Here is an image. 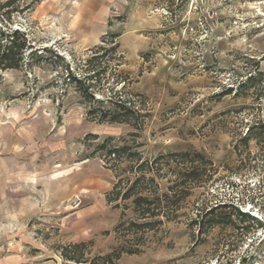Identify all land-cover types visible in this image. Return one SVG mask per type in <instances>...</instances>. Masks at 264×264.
<instances>
[{"label": "rangeland", "instance_id": "obj_1", "mask_svg": "<svg viewBox=\"0 0 264 264\" xmlns=\"http://www.w3.org/2000/svg\"><path fill=\"white\" fill-rule=\"evenodd\" d=\"M38 1L18 2L32 10L13 14L12 28L82 70L95 48L115 43L99 61L97 98L106 108L115 94L128 102L136 129L91 119L56 63L0 73V264H75L59 255L75 243L87 264H107L121 212L106 202L115 179L90 157L99 142L84 144L88 134L142 144L145 157L192 148L219 179L195 189L142 253L113 264H264V142H238L264 126V0ZM256 73L262 84L224 94ZM218 202L261 228L200 236L190 222Z\"/></svg>", "mask_w": 264, "mask_h": 264}, {"label": "trees", "instance_id": "obj_2", "mask_svg": "<svg viewBox=\"0 0 264 264\" xmlns=\"http://www.w3.org/2000/svg\"><path fill=\"white\" fill-rule=\"evenodd\" d=\"M22 1L0 2V73L30 72L33 67L56 63L61 69L55 67L54 71L59 69L65 77L64 81L72 85L89 105L87 115L91 119L98 123L128 124L136 129L131 123L135 111L128 102L115 97V94L108 99L110 107L106 108L102 106L104 100L97 98L100 92L94 82L103 72L99 61L106 53L114 54L117 45L111 42L109 49L102 46L95 48L84 70L71 67L57 51L33 47L25 32L12 28L10 20L13 14L32 10L31 3L17 6ZM260 78L261 73L249 74L244 81L228 88L224 94L236 95L254 89L256 85L262 84ZM129 136L136 137V133ZM263 136L264 126L257 123L248 127L238 142L247 147L250 141L264 142ZM89 140L99 142L91 143L94 145L90 157L100 159L115 179L112 188L106 193V202L121 212L119 223L113 230L117 245L102 257L107 264H113L124 255L142 253L150 239L160 233L165 225L176 222L184 202L195 189H205L211 181L219 180L214 179L217 172L213 162L204 153L192 148L166 150L145 157L138 151L142 144L130 145L125 139H121V144H118L112 137L99 141V137L92 134L86 135L83 143L88 144ZM189 226L196 228L200 236L207 235L216 227L244 230L245 234L261 228L256 218L240 211L233 203L223 202L199 210ZM84 246L83 243L65 246L59 253L60 258L65 263L87 264L89 261L83 259L81 252Z\"/></svg>", "mask_w": 264, "mask_h": 264}]
</instances>
